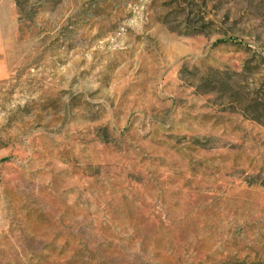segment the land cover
Masks as SVG:
<instances>
[{
	"label": "rangeland",
	"instance_id": "obj_1",
	"mask_svg": "<svg viewBox=\"0 0 264 264\" xmlns=\"http://www.w3.org/2000/svg\"><path fill=\"white\" fill-rule=\"evenodd\" d=\"M0 264H264V0H0Z\"/></svg>",
	"mask_w": 264,
	"mask_h": 264
},
{
	"label": "crops",
	"instance_id": "obj_2",
	"mask_svg": "<svg viewBox=\"0 0 264 264\" xmlns=\"http://www.w3.org/2000/svg\"><path fill=\"white\" fill-rule=\"evenodd\" d=\"M6 72H7L6 68H4V70H1V71H0V79L5 78V76H6Z\"/></svg>",
	"mask_w": 264,
	"mask_h": 264
}]
</instances>
